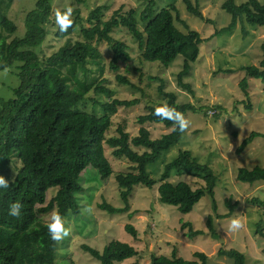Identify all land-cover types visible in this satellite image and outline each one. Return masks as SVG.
Segmentation results:
<instances>
[{
  "label": "trees",
  "instance_id": "16d2710c",
  "mask_svg": "<svg viewBox=\"0 0 264 264\" xmlns=\"http://www.w3.org/2000/svg\"><path fill=\"white\" fill-rule=\"evenodd\" d=\"M182 1L189 14L203 20L197 3ZM12 2L0 0V72L18 64L19 81L13 98L0 100V175L9 180L8 188H0V264H55L58 242L52 239L49 231L53 219L49 224L42 220L50 212L57 213L62 222L69 214H79L75 195L83 192L78 180L85 169H95L102 182L111 177L113 169L106 158L105 146L111 149L112 157L130 163L131 172L115 176L124 208H114L106 203L100 204L99 208L109 214H123L128 210V199L134 187L141 185L153 189L155 182L147 173V167L181 141L185 126L180 115L195 110L190 105L177 104L175 94L159 89L166 102L147 107L146 112L137 118L140 129L136 136L130 137L119 126L117 136L107 137L111 116L117 113V108H130L138 101L95 102L104 112L100 117L76 110L90 93L112 94L103 86L105 81L95 78L103 76L106 66L98 47L101 44L109 47L111 60L107 67L117 74L120 66L130 60L127 45L112 37L114 30L123 28L137 43L144 62L167 69L177 57H182L177 85L192 93L190 86L182 80L189 75L191 64L196 62L200 45L211 38L231 34L237 24L241 25L244 37L248 35L247 26L264 29V5L259 0H245L240 5L234 0L224 1L221 9L230 16V22L207 40L181 22L174 6L155 12L154 0H149L139 14L119 10L107 20L100 17V8L92 11L86 19L79 10H74L70 17L63 10L56 18L60 23L55 37L64 44L48 58H43L35 49L47 39L46 27L51 23L53 0H36L34 10L25 16L22 37L17 35V26L6 15ZM175 20L186 28V34L178 30ZM240 70L246 78L264 83V58L258 67ZM96 73L98 76L94 75ZM224 73L230 74L231 71ZM115 77L119 83L129 84L120 75ZM246 78L240 82V88L247 96ZM157 109L161 111L158 113ZM151 124L162 125L170 132L152 139L145 127ZM258 137L264 135L251 133L237 154ZM15 163L19 168L10 180L8 172ZM172 172L194 174L201 186L192 189L184 182L172 184L169 182ZM236 180L249 185L264 182V168L239 169ZM215 187L216 176L212 169L197 163L190 152L184 151L164 166L158 199L186 215L207 196L216 212ZM49 190H55L54 196L46 204ZM17 201L23 205L19 218L8 214L10 205ZM227 206L232 212L231 205L227 203ZM213 224V218L209 216L207 229L215 237ZM185 226L189 228L188 238L202 235V232L193 231L190 224ZM125 231L136 239L133 226H125ZM256 233L264 239L261 222L256 224ZM81 249L100 264H120L138 254L132 246L119 241H112L101 252L86 245ZM218 256L232 260L233 264H245L244 255L236 250H220ZM194 258L192 261L183 260L173 252L170 258L152 256L150 264H208V257L203 253H195Z\"/></svg>",
  "mask_w": 264,
  "mask_h": 264
},
{
  "label": "rangeland",
  "instance_id": "374dc122",
  "mask_svg": "<svg viewBox=\"0 0 264 264\" xmlns=\"http://www.w3.org/2000/svg\"><path fill=\"white\" fill-rule=\"evenodd\" d=\"M148 1L53 0L51 23L46 27L47 39L35 52L40 57L48 58L64 44L63 40L55 37L60 23L56 18L63 10L67 11L68 17L74 10H79L86 19L92 11L100 8V17L107 20L119 10L121 13L134 11L139 14ZM154 1L155 12L174 6L181 22L199 33L204 40L227 26L231 19L221 9L226 0H191L193 4H198L203 20L189 14L182 0ZM234 1L240 5L245 0ZM35 2L36 0H13L6 10L7 17L18 28L19 37L24 34L25 16L34 10ZM259 2L264 5V0ZM175 26L187 33L186 28L176 20ZM245 28L248 31L246 37L242 34L241 25L237 24L231 34L211 38L200 45L196 62L191 64L189 75L182 80L190 86L192 93L177 85V74L183 64L182 57H177L167 69L155 63L144 62L137 43L123 28L114 30L112 37L127 45L130 60L120 66L117 74L107 67L111 60L109 47L106 44L98 47L106 66L103 76L95 78L105 81L103 86L112 94L90 93L77 105L76 110L100 117L104 112L96 103L138 101L133 107L117 108V113L111 116L107 137L117 136L119 126L130 137L136 136L140 129L137 118L146 112L147 107L166 102L159 89L175 94L177 104L190 105L195 110L180 115L185 126L181 141L164 152L155 164L147 167V173L155 182L153 189L141 185L134 187L128 199V210L123 214H109L99 208L102 203L114 208H124L115 176L131 172V164L124 159L112 157L111 149L105 146V155L113 174L106 182L99 179L93 168L85 169L80 175L78 183L83 192L75 195L79 214H69L63 219V227L68 230V235L58 241L55 264H100L84 252L81 246L86 245L101 252L112 241L128 244L138 253L136 257L120 264H150L152 256L170 258L173 252L176 257L187 261L195 260V253H203L208 257V264H233L232 260L218 256L220 250L240 252L245 257V264H264V239L256 233V224L259 222L264 231V182L249 185L236 180L239 169L264 168V137L256 138L237 154L238 148L251 133L264 135V83L246 78L240 70L258 67L263 60L264 29L250 26ZM17 67L18 64H15L0 72V100L13 98V91L19 84ZM225 71L231 73L226 74ZM94 75L98 76V73ZM116 75H120L129 84L119 83ZM245 78L248 84L247 96L240 88V82ZM145 127L150 131L152 139H159L170 132V129L162 125L151 124ZM184 151L190 152L197 163L211 168L216 176V212L207 196L186 215L179 213L175 207L160 203L158 187L164 166ZM18 168V163L10 167V180ZM169 182H184L192 189L201 186L200 180L189 173L178 175L172 172ZM53 191L55 190L47 192L46 204L54 196ZM227 203L233 208L232 212ZM53 213L45 216L42 222L49 224ZM209 216L213 218L215 237L207 229ZM233 220H238L241 227L234 228ZM186 224H190L193 231L202 232V235L188 238L186 233L189 228ZM127 225L136 230V239L125 231Z\"/></svg>",
  "mask_w": 264,
  "mask_h": 264
},
{
  "label": "clouds",
  "instance_id": "9594fccd",
  "mask_svg": "<svg viewBox=\"0 0 264 264\" xmlns=\"http://www.w3.org/2000/svg\"><path fill=\"white\" fill-rule=\"evenodd\" d=\"M161 110L157 109V112L159 113ZM9 187V180L5 178L3 175H0V188H8ZM23 205L19 201L14 202L10 205L8 214L12 217L19 218L22 214ZM53 223L49 225V231L51 233L52 239L54 241H60L63 236L68 235V230L64 229L62 218L57 214L53 213L52 215ZM232 226L234 228L241 227V224L238 220L232 221Z\"/></svg>",
  "mask_w": 264,
  "mask_h": 264
},
{
  "label": "water",
  "instance_id": "95a60500",
  "mask_svg": "<svg viewBox=\"0 0 264 264\" xmlns=\"http://www.w3.org/2000/svg\"><path fill=\"white\" fill-rule=\"evenodd\" d=\"M221 241V240H220Z\"/></svg>",
  "mask_w": 264,
  "mask_h": 264
}]
</instances>
